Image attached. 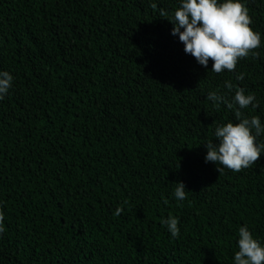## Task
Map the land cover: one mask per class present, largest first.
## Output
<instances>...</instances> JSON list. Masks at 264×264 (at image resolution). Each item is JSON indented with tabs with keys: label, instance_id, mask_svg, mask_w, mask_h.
<instances>
[{
	"label": "trees",
	"instance_id": "obj_1",
	"mask_svg": "<svg viewBox=\"0 0 264 264\" xmlns=\"http://www.w3.org/2000/svg\"><path fill=\"white\" fill-rule=\"evenodd\" d=\"M177 6L0 0V70L14 77L0 100V264H233L242 224L264 243V154L218 172L203 145L235 120L209 91L254 93L240 111L264 123V0H246L259 57L221 73L171 34L161 13Z\"/></svg>",
	"mask_w": 264,
	"mask_h": 264
},
{
	"label": "clouds",
	"instance_id": "obj_2",
	"mask_svg": "<svg viewBox=\"0 0 264 264\" xmlns=\"http://www.w3.org/2000/svg\"><path fill=\"white\" fill-rule=\"evenodd\" d=\"M171 24V34L177 36L183 44V50L195 58L197 63L207 68L211 58V71L233 72L238 60L249 55L259 57L254 51L262 44L261 33L251 27L252 19L246 6V0H178V6L171 14L161 13ZM244 74H236L242 80ZM13 75L0 70V100L12 87ZM224 88L232 91L231 81L224 82ZM207 99L216 107L224 104L234 111L235 120L217 123L212 136L215 138L203 142L206 149L204 160L219 165L218 172L230 169L238 172L251 167L264 154V141L258 137L264 135V123L259 116H245L240 110L251 105L257 107L254 93H245L243 88H235L231 100L218 89L207 93ZM174 198L183 201L186 198L183 182H175ZM122 208L117 207L116 215ZM172 237L180 234L179 220L169 215L161 220ZM4 231V213L0 211V233ZM237 249L233 264H264V243L255 238L246 224L237 230Z\"/></svg>",
	"mask_w": 264,
	"mask_h": 264
}]
</instances>
